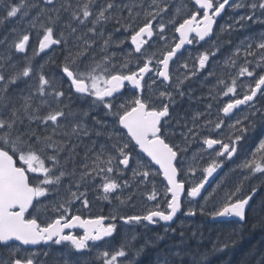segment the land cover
Here are the masks:
<instances>
[{
	"label": "snow or ice",
	"instance_id": "6c2138e0",
	"mask_svg": "<svg viewBox=\"0 0 264 264\" xmlns=\"http://www.w3.org/2000/svg\"><path fill=\"white\" fill-rule=\"evenodd\" d=\"M0 5H6L0 28L6 21L16 24L0 39L5 45L0 264H42L39 257L48 253L33 249L61 244L69 246L68 255L96 251L100 264H210L212 254L243 238L201 250L203 233L198 227L186 233L191 226L180 217L235 218L244 224L250 214L264 213V201L257 206L254 200L264 188V29L235 44L231 39L264 25V0H179L174 6L172 0H0ZM226 9L227 20L218 25ZM32 30L31 56L14 58L13 53L29 52ZM129 42L122 55L110 51ZM199 42L204 50L185 56V46ZM224 45L232 47L219 63L234 71L217 74L209 61ZM49 49L64 53L59 77L46 71L56 63L52 56L33 66L32 60ZM206 68L216 82L206 100L200 97L203 109L182 115L178 102L193 99L188 82ZM223 97L228 100L221 103ZM74 100L87 107H73ZM94 112L111 119L97 115L89 122ZM101 137L106 142L97 150ZM192 143L199 147L189 160ZM228 162L241 179L227 191L205 192ZM257 175V184L245 192V182ZM90 191L96 200L117 202L108 216L85 219L73 207L79 202L90 208ZM138 198L145 202L142 213H121V206H134ZM49 211L58 215L49 219ZM149 226L163 232L137 244L135 229ZM118 227L119 246L98 251L100 242L112 244ZM77 228L83 233L71 231ZM177 233L179 244L160 246ZM189 240L196 241L195 249ZM71 264H89V258ZM254 264H264V255Z\"/></svg>",
	"mask_w": 264,
	"mask_h": 264
},
{
	"label": "trees",
	"instance_id": "16d2710c",
	"mask_svg": "<svg viewBox=\"0 0 264 264\" xmlns=\"http://www.w3.org/2000/svg\"><path fill=\"white\" fill-rule=\"evenodd\" d=\"M10 3H16L19 2V0H8ZM179 0H172L173 6L178 4ZM6 5H0V16L4 14V9ZM191 7V5H189ZM169 10H172L170 7ZM242 10L241 12H243ZM16 26L15 22L6 21L4 26L0 28V39H3L5 35H8V33L11 31L12 27ZM21 27H26V25H21ZM264 29V25L256 24L252 25L250 28L246 29V33H243L242 31H238L234 33V35L231 37L233 44L238 42L241 38H243L248 33H256ZM111 30V29H109ZM33 35L30 39V47L29 52L27 54H19V53H13L14 58H21L25 55L31 56V48L35 46V30H32ZM117 34V33H116ZM124 35V33H120ZM11 39V38H10ZM126 48H130V42L126 43ZM99 48V45L96 46V48ZM232 45H224L221 47V50L217 53L215 57H212L209 61V66L212 68L214 64H216L218 61H222L230 54V49ZM5 50V45L0 44V54H2ZM94 53H99V49H94ZM93 53H90L89 55H92ZM64 53L62 51L57 50L56 52H53L52 50L48 53H40L37 55L33 60V66L39 64H45V62L48 60L49 56H52L56 63L55 64H49L46 65V71L50 72L53 75H56L59 77L61 75L60 72V63L63 59ZM85 60L88 59V57L84 58ZM23 62V61H22ZM221 64V63H219ZM230 71H234L232 69H226L221 65H219V69H217V74H220L221 72L227 73ZM200 83L197 84H191L192 87V93L193 99L191 101H188L187 99L181 100L177 104V111L181 113L182 115L188 116L190 112L198 111L203 109V102L199 99L200 94H204L205 100L207 99V92L201 91V93L198 90L201 85L206 86H213L216 82V78L210 76L209 79H203L202 75H198L195 77ZM67 88V85H65ZM185 87H188L186 85ZM204 89V88H203ZM73 107H81L86 108L87 104L85 102L74 100ZM99 115L102 119H107V117H103L102 112L100 113H92L91 116L88 118L89 122H91L92 117ZM89 138H85V143L88 142ZM105 138H97V150L100 144L105 143ZM247 145H245V149H247ZM82 151V150H81ZM241 179V173L239 171L233 173L226 184L225 191L232 188L239 180ZM258 181V175L256 177H253L252 180L245 182L244 191L247 192L249 188H251L254 184H257ZM230 186V187H229ZM259 186V185H257ZM256 205L259 206L261 201H264V188H261L259 191V194L257 198L255 199ZM120 211L122 214H132V209L127 207L126 209L120 208ZM199 218V219H198ZM181 219L187 220L188 224L191 226L189 228L186 225L185 231L186 233L190 230H195L197 227L199 228L200 232L203 233V245L201 247V250H208L211 251L212 244L216 242H224L227 240H235L238 235L242 234L243 238L240 239L234 247H229L228 249L220 252H216L210 256V264H254V261L259 258L260 255H264V213H261L257 211L256 213L250 214L248 216V219L246 223L242 224L241 222H219L214 223L211 222V218L209 216H197L194 218H185L182 217ZM175 227L179 228V225L177 224ZM230 231V232H229ZM163 228H153L152 230L148 231L146 234H139L138 240L136 241L137 244H142L143 240L147 236H154L156 233H162ZM170 243H177L179 244V237L177 233V238L175 240L169 239L168 241L161 242V247H164L165 244ZM188 243H190L193 247V249L196 248V241L195 240H189ZM54 249V248H53ZM48 250V255L43 256L41 255L39 258L43 262H46V264H64V259L62 256L57 255L54 250ZM151 251H155L154 249ZM44 252V251H40ZM71 260L74 261L76 258L71 254L69 255ZM62 259V260H61ZM145 261L147 260V257L144 258ZM89 264H100L99 259L97 256H94L91 260H89Z\"/></svg>",
	"mask_w": 264,
	"mask_h": 264
},
{
	"label": "rangeland",
	"instance_id": "374dc122",
	"mask_svg": "<svg viewBox=\"0 0 264 264\" xmlns=\"http://www.w3.org/2000/svg\"><path fill=\"white\" fill-rule=\"evenodd\" d=\"M243 10V9H242ZM242 10H240V12H238V14L237 15H239V14H241L242 12ZM172 10H169V12H171ZM230 23H231V21H230ZM243 33L245 34L246 33V29L245 30H243ZM122 36V34H120V33H117L116 34V37L117 38H119V37H121ZM96 49H99L98 47L96 48ZM125 49H127L126 47H125V45L123 46V47H121V48H115V47H113L112 49H110V51H112V52H116V53H118V54H120V55H122L123 53H124V51H125ZM98 57H99V53H98ZM119 59V55L117 56V60ZM221 73H223V72H221ZM200 88H198V90L197 91H199L200 93H201V91H206L207 93H208V89L209 88H211L212 86H206V85H201V86H199ZM204 88V89H203ZM201 96H204V94H200V97ZM200 99V98H199ZM252 141H249L248 142V144H246L247 145V147L248 148H250L251 147V145H252ZM195 145H190V148H189V151L190 150H194V149H197L198 147H199V145L197 144V143H194ZM247 148V149H248ZM247 149H245V151H247ZM189 153V152H188ZM188 155V154H187ZM191 156H192V154H190L188 157H189V160L191 159ZM233 167V165H230L229 166V170L225 173V175L219 180V183L214 187V189H217V190H220V189H222V190H224L225 191V188L227 187L226 186V184L228 183V181H229V179H230V177H231V175L233 174V173H235V172H237V171H231V168ZM129 175H130V173H129ZM201 175V173L200 172H197V174H196V177H199ZM195 179V178H194ZM218 186H219V188H218ZM60 195L61 196H63L64 195V192L63 191H61V193H60ZM94 197V196H93ZM92 197V198H93ZM139 202L141 203V205H143V209L141 210V212H143L144 210H145V202H144V200H143V198H140V200H139ZM74 208H79V213L82 215V217H89V216H93L96 212H95V207L93 206V202H90V208H88V209H85V208H82V207H80L79 206V202H77L74 206H73ZM58 215V213H54V212H51V211H49L48 213H47V218H54V217H56ZM45 219V217H41V221H43ZM148 229H150V227L148 228ZM148 229H143V228H140V227H137L136 229H135V232H136V235L138 236L139 234H146V231H148ZM118 240H120V243H121V240H122V230H121V233H120V238L118 239ZM112 247H115V245H113V244H111V245H108V247L106 248V249H111ZM55 251L54 252H56V254L58 255L59 254V256H62L63 257V259L64 260H67V261H71V259L70 258H68V257H64V255H63V252H61V247H59V246H57V248H55L54 249ZM98 251H99V249H97ZM101 250H105V249H101ZM93 255H96V251H93V253H92ZM97 256V255H96ZM87 257H89V259L91 260V257L92 256H87Z\"/></svg>",
	"mask_w": 264,
	"mask_h": 264
},
{
	"label": "water",
	"instance_id": "95a60500",
	"mask_svg": "<svg viewBox=\"0 0 264 264\" xmlns=\"http://www.w3.org/2000/svg\"><path fill=\"white\" fill-rule=\"evenodd\" d=\"M226 11H227V9H226ZM224 14H222V16H223ZM222 18V17H221ZM221 18H219L218 20H220ZM177 36H178V34H177ZM201 43H204V42H201ZM191 45H186L185 47H186V49H188L189 47H190ZM50 50V49H49ZM49 50H46V51H49ZM183 51V50H182ZM179 55V54H178ZM224 169H225V166H223L221 169H219L214 175H213V177L212 178H210L209 179V183H208V185H206V187H205V192L209 189V187L219 178V176L222 174V172L224 171ZM257 194H258V192H257ZM257 194H256V196H257ZM256 196L254 197V199L256 198ZM214 222H223V221H237V222H239L237 219H235V218H233V219H225V218H218V219H216V220H213ZM108 221H106V223H107ZM75 230V229H74ZM77 230H82V229H79V228H77ZM71 231H73V230H71ZM42 246V245H41ZM41 246H38V248H40ZM45 246H48V245H45ZM38 248H36V249H38Z\"/></svg>",
	"mask_w": 264,
	"mask_h": 264
},
{
	"label": "flooded vegetation",
	"instance_id": "af4514ba",
	"mask_svg": "<svg viewBox=\"0 0 264 264\" xmlns=\"http://www.w3.org/2000/svg\"><path fill=\"white\" fill-rule=\"evenodd\" d=\"M191 50L189 51V52H191V51H197L198 49L201 51L202 50V48L198 45V44H194L191 48H190ZM108 120V119H107ZM100 215H102V214H98V213H95L93 216H90V217H92V218H96L97 216H100ZM76 234H82L83 232L82 231H74ZM105 244H103V243H101L100 244V246L98 247V249H100V248H102V246H104ZM56 247V246H59V247H61L63 250H66V251H68L69 252V246L68 245H66V244H61V245H53V246H51L50 248H52V247ZM93 253V252H92ZM92 253H83V254H79V253H77V252H74V251H72L71 252V254L72 255H74V256H78V257H83V256H90V255H93Z\"/></svg>",
	"mask_w": 264,
	"mask_h": 264
},
{
	"label": "bare ground",
	"instance_id": "6f19581e",
	"mask_svg": "<svg viewBox=\"0 0 264 264\" xmlns=\"http://www.w3.org/2000/svg\"><path fill=\"white\" fill-rule=\"evenodd\" d=\"M230 187V186H229ZM199 219V218H198ZM230 232V231H229ZM62 260V259H61Z\"/></svg>",
	"mask_w": 264,
	"mask_h": 264
}]
</instances>
